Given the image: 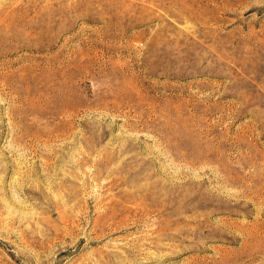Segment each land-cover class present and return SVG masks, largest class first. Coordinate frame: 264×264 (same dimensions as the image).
<instances>
[{
    "label": "rangeland",
    "instance_id": "1",
    "mask_svg": "<svg viewBox=\"0 0 264 264\" xmlns=\"http://www.w3.org/2000/svg\"><path fill=\"white\" fill-rule=\"evenodd\" d=\"M0 264H264V0H0Z\"/></svg>",
    "mask_w": 264,
    "mask_h": 264
}]
</instances>
